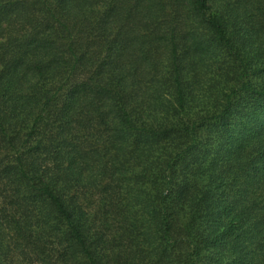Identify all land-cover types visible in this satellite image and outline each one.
<instances>
[{"label":"trees","instance_id":"1","mask_svg":"<svg viewBox=\"0 0 264 264\" xmlns=\"http://www.w3.org/2000/svg\"><path fill=\"white\" fill-rule=\"evenodd\" d=\"M0 264H264V0H0Z\"/></svg>","mask_w":264,"mask_h":264}]
</instances>
